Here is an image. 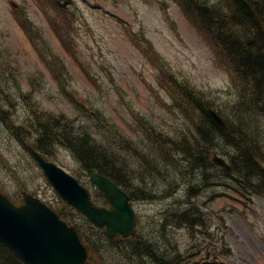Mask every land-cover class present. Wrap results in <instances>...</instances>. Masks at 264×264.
<instances>
[{
	"label": "rangeland",
	"instance_id": "1",
	"mask_svg": "<svg viewBox=\"0 0 264 264\" xmlns=\"http://www.w3.org/2000/svg\"><path fill=\"white\" fill-rule=\"evenodd\" d=\"M54 2L0 0V108L10 112L15 126L22 127L24 140H35L31 109L39 112V118L42 114L62 115L70 125L80 127L93 140L103 141V146L124 156L127 167L134 170L129 173L133 183L154 191L155 199L133 205L141 233L151 223L148 234H163L186 256L187 264H264V195L240 196L234 189L214 182L204 184L200 169L185 165L181 155L174 152L175 147L186 149L188 143L193 151L195 147L202 151L207 145L201 135L218 134L179 94L177 80L204 93L225 122L234 127L235 137L237 125L247 128L254 120L264 127L262 110H251L255 104L246 90L240 100L242 90L228 64L182 5L188 2L190 10L196 12L194 6L200 2L225 7L223 0ZM58 5L71 19L67 32L74 52H65L67 46L54 31L64 20L53 15V25L49 22L50 7ZM16 19H24L27 29ZM246 31V38L254 40L255 32L251 35L249 29ZM51 63L64 66L63 74L56 76ZM91 110L105 115L106 120L96 119L95 114L87 118ZM198 122H203L201 129L205 132L196 129ZM4 126L0 121L1 186L12 198L27 192L47 205L68 211L21 142ZM101 132L105 138L99 135ZM117 134L130 139L141 151L140 156L125 153L120 143H113ZM222 141L223 137H217L210 157L217 153L227 160L228 148ZM169 150L175 159L165 163L166 159L159 157ZM51 160L86 182L90 193L95 190L68 148L58 144ZM213 172L220 174L216 166ZM194 185H200L206 193L190 197L185 190ZM192 208L201 213V226L180 228L182 221L176 217L164 219L167 213L178 216L187 211L191 216L196 213ZM74 218L84 223L78 215ZM159 222L164 228L157 225Z\"/></svg>",
	"mask_w": 264,
	"mask_h": 264
},
{
	"label": "trees",
	"instance_id": "2",
	"mask_svg": "<svg viewBox=\"0 0 264 264\" xmlns=\"http://www.w3.org/2000/svg\"><path fill=\"white\" fill-rule=\"evenodd\" d=\"M49 1L55 4L54 1L57 0ZM223 2L225 7L220 4L208 6L204 2H200V4L194 6L196 12L190 10V3L182 4L187 6V14L197 20L218 48L220 55L229 63L233 76L240 84L242 90L241 99H243V90H246L255 104L251 110L253 112L262 110V113H264V61H262L264 59V0H223ZM56 9L64 22L60 27H54V29L58 36L63 39L67 48L70 51H74L72 41L68 38L69 33L67 32L71 19L66 14L64 7L58 5ZM247 29L250 30L249 33L251 35H253V31L255 32L256 37L254 40L249 41L246 38L248 37ZM64 70V66H58L55 73L63 74ZM178 89L184 94L179 93L182 97H186L188 102L205 114V109L209 106L207 102L209 99L204 93L191 89L186 84H180ZM7 104L11 106L9 99ZM249 105L246 104L247 107ZM90 114L94 115L91 112ZM39 120L40 122L36 123L35 126L29 125V127L33 128L36 135L35 140L28 144L33 146L44 157L51 160L52 149L61 143L70 150L84 171L89 173L98 172L109 177L129 194L132 201H150L156 198L154 193L143 190L133 183L129 174L133 169L127 167L124 161L125 157L103 146L104 142L99 143L93 140L80 127H76L73 124L69 126V122L65 121L62 115L42 114V118H39ZM0 121L3 126L6 125L8 127L4 126L17 140L24 139L22 127L14 125L9 111L0 108ZM53 121H56V123L54 124ZM57 121L63 122L59 125ZM197 130L199 131V127H197ZM217 131L225 136L226 145H232L236 148V155L231 156V174L226 171L222 173L233 175L234 170L235 174L237 173L238 176L246 180V185H241L235 178L234 187L240 188L247 194H263L264 128L259 127L257 129V126L253 123L249 124L247 128H243L241 125L237 126L234 132L237 133L238 138L234 136L236 138L235 142L232 139L228 140L230 138L229 134L233 133L230 129L227 132H223L217 128ZM25 132L29 133L28 130H25ZM217 137L220 139L221 135H210L207 132L202 134V141L207 145L202 151L198 147H195L193 151L192 144H187L186 149L175 148L181 149V154L187 163H191L198 168H206L207 165L211 164L209 151L212 152L214 150L213 145ZM113 138L116 145L120 143L122 151L128 154L132 152L123 143V141L127 142V137L123 135L121 137L120 134H117ZM139 152L141 154L140 150ZM134 153L137 154L138 151L135 150ZM204 176L205 178L209 177L205 172ZM0 189L3 188L0 187ZM101 202H103L102 197ZM191 210L196 211L193 208ZM57 212L63 220L76 228L85 244L88 250V261L86 264H187L186 256L180 254L177 247L165 238L163 234L162 237H157L156 234L152 237L151 232L150 235L148 234V227L151 229L153 227L151 223L146 226L144 234L141 233V230H138L134 236L129 238H110L104 229L96 228L74 209L69 208L66 212L63 210ZM75 214L81 217L84 223H79L74 218ZM191 214L194 215L191 221H197L198 224L196 226H201L203 223L201 213L196 211V213L192 212ZM174 215L173 213H167L164 219L176 217L178 220H184L185 212H180L178 216ZM159 223L157 225H163L164 227V224ZM157 225L155 223L154 227ZM96 255L99 263H96ZM0 264L23 263L10 250L0 244Z\"/></svg>",
	"mask_w": 264,
	"mask_h": 264
},
{
	"label": "water",
	"instance_id": "3",
	"mask_svg": "<svg viewBox=\"0 0 264 264\" xmlns=\"http://www.w3.org/2000/svg\"><path fill=\"white\" fill-rule=\"evenodd\" d=\"M212 119L226 125L213 110ZM45 177L67 204L75 207L97 227H105L109 236H130L135 232V215L129 196L108 178L92 173L91 182L101 191L109 208L95 206L79 182L55 164L44 161L25 146ZM214 161L228 167L221 159ZM0 243L24 264H84L85 247L72 227H68L39 199L24 193L23 205L16 207L0 194Z\"/></svg>",
	"mask_w": 264,
	"mask_h": 264
},
{
	"label": "bare ground",
	"instance_id": "4",
	"mask_svg": "<svg viewBox=\"0 0 264 264\" xmlns=\"http://www.w3.org/2000/svg\"><path fill=\"white\" fill-rule=\"evenodd\" d=\"M1 88H2V85H0V89ZM95 118L96 119L99 118V119L104 120V121L106 120L105 115H103V114H101L99 112H97L95 114ZM69 126H70V124H69ZM260 128H262V127L260 126ZM215 136H217V135H215ZM231 139H232L233 142H235V140H236L235 137H231ZM112 142L115 143L113 140H112ZM123 143L126 144L131 149V151L133 153H134L135 150L138 151L137 154L134 153V156L135 157L140 156L139 150L133 146L134 144H133V142L130 139H127V142L123 141ZM226 148H228V150H227V153H228V157H227L228 168H226L225 170L220 169L218 167V163H216V161H214L215 154H213V156L211 157V164L207 165L206 168L205 167L198 168V167H195L191 163H190V165H192L197 171H199V169H200V172H201V175H202L203 183L204 184H206L207 181H208V183L214 182L218 186H223V187L227 188L228 190L232 191L234 189V185L236 183V180L241 185H246L245 184L246 180L243 179L241 176H238L237 173L235 174V171L234 170H233V175H226L225 173H222V172H225L226 171L229 174H231V172H232V169H231L232 168L231 156L236 155V148L234 146H232V145H226ZM170 149H171V151H173V148H170ZM179 151H180V153H178ZM164 152H165V154L163 153V155L159 157V159H162V158L163 159H166V160H163V162H165V163L172 162L173 159H175V156L173 155V153H170V150L169 151H164ZM174 152H176L177 155H181V149H179V148H174ZM212 152L209 151V155H211ZM179 158H181V157L179 156ZM214 166L218 167V170H219L220 174H216V173L213 172ZM132 172H134V170ZM153 172L157 173L158 170L153 168ZM204 172L207 173V175H209L208 178H205ZM235 178H236V180H235ZM148 191L151 192V193H154V191L152 189L151 190H148ZM185 193H188V195L190 197H199V196H203L206 192L200 187V185H198V186L194 185L190 189L185 190ZM186 212H185L184 220L183 219L180 220V221H182L180 223V228L181 227H187V228H190V229L192 228L193 229L194 226H196L198 224V222L197 221H191L194 215H192L190 213L191 216H187V213ZM162 231L163 230H161V233H162ZM158 237H159V235H158Z\"/></svg>",
	"mask_w": 264,
	"mask_h": 264
}]
</instances>
